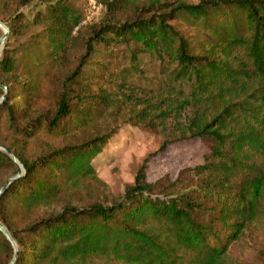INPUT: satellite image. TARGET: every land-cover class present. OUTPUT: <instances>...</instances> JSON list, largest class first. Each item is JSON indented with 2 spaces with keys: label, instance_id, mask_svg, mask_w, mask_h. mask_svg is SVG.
<instances>
[{
  "label": "trees",
  "instance_id": "obj_1",
  "mask_svg": "<svg viewBox=\"0 0 264 264\" xmlns=\"http://www.w3.org/2000/svg\"><path fill=\"white\" fill-rule=\"evenodd\" d=\"M106 6L133 7V17L93 30L82 61L66 78L55 115L26 129L19 122L36 91L21 83L9 86L20 61L6 45L0 56V71L8 77L0 84L7 88H0V98L6 95L0 117L26 140L43 129L66 134L95 123L112 104L109 94L71 86L100 45H126L176 65L171 91L158 99L160 123L171 122L179 139H200L210 152L202 165L175 180L150 183L142 169L119 200L77 207L64 203L62 194L94 177L92 162L113 131L35 158L0 144V174L14 172L1 189L0 223L16 242L15 264H226L231 247L264 215V0H152L149 7L141 0H118ZM29 19L21 13L0 22L17 37L30 28ZM32 21L45 26L51 57L83 19L60 0L35 11ZM183 21L203 27V38H194L198 45L181 29ZM212 85L233 92L223 97L221 109L214 105L219 96ZM149 104L137 116L155 115ZM14 257L13 244L0 231V264Z\"/></svg>",
  "mask_w": 264,
  "mask_h": 264
},
{
  "label": "rangeland",
  "instance_id": "obj_2",
  "mask_svg": "<svg viewBox=\"0 0 264 264\" xmlns=\"http://www.w3.org/2000/svg\"><path fill=\"white\" fill-rule=\"evenodd\" d=\"M58 1L0 0V21L12 22L21 13L29 14L30 18V28L23 30L17 37L0 27V39L6 36L0 56L6 45H9V50L20 61L16 77L9 78L14 80L9 86L15 87L21 83L36 91L30 100L27 117L19 122L25 129L37 119H52L55 115L66 78L82 61L85 54L84 41L92 35L93 30L103 23L126 21L133 17V7L108 11L106 5L118 0H66L82 16L83 21L68 38L66 46L57 52L58 55L49 57L52 46L47 40V33L43 32L45 26L36 20L32 21V17L35 11H45L49 5ZM92 1L101 9H94ZM141 1L149 7L152 0ZM189 1L198 3L200 0ZM178 23L198 45L194 38H203V27L184 21ZM85 63L79 81L71 88L82 93L89 88L92 91H106L112 101L102 116L96 118L95 123L66 134L43 129L34 139L26 140L8 128L6 116L0 117V144L11 146L31 158L50 149L80 144L96 135L113 131V137L92 162L94 177L84 181L75 190L65 191L62 194L64 203L77 207L98 202L111 204L133 185L136 175L142 169L147 181L153 183L165 177L175 180L181 172L204 163L210 152L205 143L197 138L179 139L171 122L165 124L159 120L161 105L158 99L171 91L170 74L176 68L175 64L149 53H138L134 47L111 44L100 45ZM7 81L8 77L0 71V84ZM224 84L236 86L230 80H224ZM217 88L212 85L211 90L217 91L219 97L214 99V105L216 109H221L225 105L223 97L228 98L233 92L222 93ZM3 90L7 92L6 87ZM20 103L22 106V100ZM147 103H150L156 114L150 118H145L146 115L137 116ZM196 107L191 109V116ZM235 125L239 126L237 121ZM13 177L12 169H8L4 175L0 174V191ZM226 264H264V215L231 247Z\"/></svg>",
  "mask_w": 264,
  "mask_h": 264
},
{
  "label": "water",
  "instance_id": "obj_3",
  "mask_svg": "<svg viewBox=\"0 0 264 264\" xmlns=\"http://www.w3.org/2000/svg\"><path fill=\"white\" fill-rule=\"evenodd\" d=\"M0 27H2L4 30L8 31V29L1 22H0ZM5 40H6V36H4V37H2L0 39V46L2 48L4 47ZM0 88L4 89V87H2V86H0ZM5 97H6V95L0 99V104L2 103V101L4 100ZM5 151L8 153V155L12 159H14L16 161L14 155L10 151H8V150H5ZM22 172H23V169H22V167H20V174H22ZM1 193H2V191H0V195H1ZM0 231L6 236V238L8 239V241H10L13 244L14 248H15V257H14L13 261L11 262V264H15L16 263V258H17V246H16V242L14 241V239H13L11 233L9 232V230L3 224H1V223H0Z\"/></svg>",
  "mask_w": 264,
  "mask_h": 264
},
{
  "label": "built area",
  "instance_id": "obj_4",
  "mask_svg": "<svg viewBox=\"0 0 264 264\" xmlns=\"http://www.w3.org/2000/svg\"><path fill=\"white\" fill-rule=\"evenodd\" d=\"M91 4H92V7L94 8V9H101V7H97V5H96V3H94L93 1L91 2Z\"/></svg>",
  "mask_w": 264,
  "mask_h": 264
},
{
  "label": "bare ground",
  "instance_id": "obj_5",
  "mask_svg": "<svg viewBox=\"0 0 264 264\" xmlns=\"http://www.w3.org/2000/svg\"><path fill=\"white\" fill-rule=\"evenodd\" d=\"M0 51H1V46H0Z\"/></svg>",
  "mask_w": 264,
  "mask_h": 264
}]
</instances>
